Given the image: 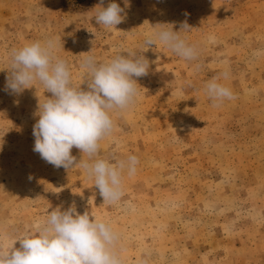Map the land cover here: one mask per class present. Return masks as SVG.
Listing matches in <instances>:
<instances>
[{"label": "rangeland", "instance_id": "rangeland-1", "mask_svg": "<svg viewBox=\"0 0 264 264\" xmlns=\"http://www.w3.org/2000/svg\"><path fill=\"white\" fill-rule=\"evenodd\" d=\"M111 2L0 0V246L19 248L50 211L74 204L111 225L123 264H264V0H115L124 20L105 28L95 15ZM184 22L195 60L143 46L154 26L179 31ZM49 39L83 90L86 55L106 62L132 50L150 62L134 77L135 104L112 114L100 142V158L139 161L134 175L124 170L113 205L84 170L57 169L33 151L34 113L51 93L39 82L6 89L10 52ZM214 77L233 99H209Z\"/></svg>", "mask_w": 264, "mask_h": 264}, {"label": "clouds", "instance_id": "clouds-1", "mask_svg": "<svg viewBox=\"0 0 264 264\" xmlns=\"http://www.w3.org/2000/svg\"><path fill=\"white\" fill-rule=\"evenodd\" d=\"M103 3L100 0V5ZM124 4L129 6V0H124ZM123 12L124 8L112 0L107 7L98 6L95 19L99 25L112 28L123 22ZM190 29L186 22L179 31H174L173 26H154L143 46L149 48L159 42L177 56L195 60L196 46L180 35ZM58 47L56 40L49 39L13 49L6 89L19 94L39 82L51 93L43 103L38 102L34 113L38 120L33 125V151L57 169L84 170L104 203L113 205L124 195V170L134 175L139 161L135 155L115 162L100 158V142L114 130L112 114L135 104L139 89L134 77L148 75L150 62L132 50L106 62L86 55L81 62L88 77L87 90H83L72 83L67 62L57 54ZM205 91L213 103L234 98L232 91L215 77L205 83ZM74 147L82 153L78 162L71 154ZM85 155L87 159L83 158ZM16 241L19 248L14 244L7 250L0 246V264H123L116 250L118 234L111 225L88 212L78 213L74 204L63 211L60 207L53 209L34 232L25 233Z\"/></svg>", "mask_w": 264, "mask_h": 264}]
</instances>
